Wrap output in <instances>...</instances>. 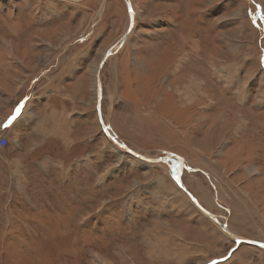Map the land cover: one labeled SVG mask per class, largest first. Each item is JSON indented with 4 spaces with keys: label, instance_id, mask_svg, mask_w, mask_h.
<instances>
[{
    "label": "rangeland",
    "instance_id": "1",
    "mask_svg": "<svg viewBox=\"0 0 264 264\" xmlns=\"http://www.w3.org/2000/svg\"><path fill=\"white\" fill-rule=\"evenodd\" d=\"M130 2L133 27L99 71L104 122L146 156L179 155L200 203L264 242V0ZM128 23L125 0H0V129L9 78L28 77L33 95L52 90L76 132L65 146L17 119L18 131L0 136V264H173L142 242L152 191L205 216L174 181L173 161L136 158L100 126L95 71ZM32 50L36 72L52 65L38 78L18 73L19 52L26 61ZM8 61L17 67L4 72ZM209 223L210 250L185 264H264V248Z\"/></svg>",
    "mask_w": 264,
    "mask_h": 264
},
{
    "label": "crops",
    "instance_id": "2",
    "mask_svg": "<svg viewBox=\"0 0 264 264\" xmlns=\"http://www.w3.org/2000/svg\"><path fill=\"white\" fill-rule=\"evenodd\" d=\"M24 42H35V38L34 36L29 35L27 36V39L24 40ZM19 53H21L20 54L21 56L19 57L20 59L18 58L19 59L18 73L19 71H24L25 72L24 74L28 76H30L31 74L37 75L35 76V78H38L39 76L47 72V70H49L50 67L52 66V65L48 66L47 68L49 69H47L46 71L36 72L37 65L40 67V64H38L36 61L40 59L39 56H37L39 55L37 54V51L32 50L26 61L24 58V52L20 51ZM4 64L5 63H3V65ZM13 67L15 68L17 67L14 61L13 62L8 61V63L6 62V67L3 66L4 72L6 71L11 72L12 69H15ZM27 79L28 77L14 78V79L10 77L9 80L14 84L12 94L10 93L11 90L8 89L5 90L3 88L4 89L3 98H5L4 100L7 101V104H5V107H3V112H4L3 120H5V118L8 120V117L12 115L14 110L16 109L13 108V106L14 107L18 106L23 101L24 105L21 110V116L17 118L18 121L20 122L18 123V125L20 126L22 125L21 128L26 129L28 128V123H34V126L31 129L35 134L37 135L43 134L45 139L58 138L64 142L65 146L71 144L74 138H76V132L73 129V122H72L74 118L72 116L69 117L66 114L65 115L67 117L66 116L60 117V115L63 114V112L60 110L59 105H57L58 102L57 100H55L56 99L54 97L55 95L52 94L51 89L48 90L49 91L48 94L37 93L36 95L35 94L33 95V92L37 89L36 86L37 82H35L34 79L32 78V80L27 83L26 82ZM3 81L6 82L4 78ZM5 87L7 88V86ZM37 99H40L38 106H36ZM6 108L7 109L10 108L9 111ZM17 119L13 121V123L10 124V126L16 123ZM7 120L5 121V123L7 122ZM48 122L52 123V126L50 128H47L46 123ZM10 126H8L7 128L5 127L1 128L0 136H4L6 131H12V132L18 131L17 129L12 130ZM29 126L31 127V125ZM2 150L3 149H0V153L2 152ZM53 156H54L53 154H46L44 156L46 159L45 163H51V162L56 163L61 160L60 158ZM165 164L169 166L168 163L165 162ZM145 167L147 168V166ZM189 191L192 193V195L196 193L191 190ZM138 193H140V191H138ZM152 194L153 195H150L151 202L147 204V208H146L149 210L150 216L147 215L148 211L145 214L146 219L147 220L151 219V222H149L144 228H142V231L144 230L143 231L144 236L146 237L145 240H142V242H144L146 245L147 255L149 257H152V255L154 256L157 253L156 254L157 257L160 254V256L163 259L170 260V262H172L173 264H185L186 262L190 261V259H192L193 256L201 258L203 260L204 259L203 258L204 256H202L203 251L210 250V245H212L211 240L209 242V238H210L209 235L214 233V230H210L212 228L208 227L207 224L209 222L212 224L214 223L215 226L218 224L215 223V221L210 219L208 216L207 218L206 215L204 216L199 213V216H197V214H194L195 209L188 208L187 205L182 202V199L177 197V195L175 197L178 198L179 202L171 204V203H164L161 201L160 195L165 193L161 194L160 192L152 191ZM196 199L198 200V198ZM198 202L200 203L199 200ZM200 204H202V206L205 209L215 214L218 217V219L221 217L220 215L217 214V212H213L210 205L203 203L202 200ZM142 206L143 205H140V210H143L146 207V206L145 207ZM145 215L143 216L145 217ZM219 221L223 222V220L220 219ZM226 225L229 228L228 224Z\"/></svg>",
    "mask_w": 264,
    "mask_h": 264
},
{
    "label": "water",
    "instance_id": "3",
    "mask_svg": "<svg viewBox=\"0 0 264 264\" xmlns=\"http://www.w3.org/2000/svg\"><path fill=\"white\" fill-rule=\"evenodd\" d=\"M126 6L128 8L129 11V23H128V27L125 30V32L122 34V36L118 39V41H116L113 45H111L105 52L104 56L102 57L101 61L99 62L98 67L96 68L95 71V79H96V109H97V116H98V120L100 123V126L103 130V132L109 136L108 134V130L110 129V126L108 124H106L104 122V119L102 117V113L100 110V97H101V83H100V77H99V71L100 68L102 66V64L104 63V61L106 60V58L109 56V54H111L112 52H114L115 50H117L121 44L126 40L129 32L131 31L133 24H134V11L131 5L130 0H125ZM119 42L117 45L116 43ZM117 45V47L114 49V47ZM114 49V50H113ZM113 134L118 138V136L113 132ZM111 136V135H110ZM111 138V137H110ZM112 141L114 140L113 138H111ZM119 141L114 140L113 142L121 148H124L126 151H128V153H130L132 156L145 160L147 162L150 163H154V162H168V161H173L176 159V165L178 167V171L177 173L174 174V180L177 183L178 186H180L185 192L186 194L196 203V205L198 206V208H200V210L207 215L210 219L216 221L220 227L221 230H223L228 236H230L232 239L237 240L239 242H243L246 244H250V245H254V246H258V247H262L264 248V242L262 241H258V240H254V239H248V238H241L239 237V235L231 232L228 227H227V223L225 221L223 222H219L218 217L213 214L212 212L208 211L207 209H205L199 202L198 200L195 198V196L192 195V193L183 185L182 181H181V175H182V171H183V161L182 158L175 154V153H167L163 156L160 157H154V156H149L147 155V157L145 155H143L142 153L135 151L133 149H131L130 147H128L126 144H124L119 138Z\"/></svg>",
    "mask_w": 264,
    "mask_h": 264
},
{
    "label": "snow or ice",
    "instance_id": "4",
    "mask_svg": "<svg viewBox=\"0 0 264 264\" xmlns=\"http://www.w3.org/2000/svg\"><path fill=\"white\" fill-rule=\"evenodd\" d=\"M262 62H264V57H262ZM22 107H23V101L21 102L20 105H18L16 107V109L14 110L13 114L10 115L8 117V120L7 122L3 125V127L7 128L10 124L13 123V121H15L20 115H21V110H22ZM173 171H175V166L173 168ZM213 264H215V262H213Z\"/></svg>",
    "mask_w": 264,
    "mask_h": 264
},
{
    "label": "bare ground",
    "instance_id": "5",
    "mask_svg": "<svg viewBox=\"0 0 264 264\" xmlns=\"http://www.w3.org/2000/svg\"><path fill=\"white\" fill-rule=\"evenodd\" d=\"M118 43H119V42H117L116 44L119 45ZM117 45L114 47V49L117 47ZM114 49H113V50H114ZM100 81H101V80H100ZM186 90H187V89H186ZM182 97H183V96H182ZM108 133H109V134H108V135H109V136H108L109 138L111 137V138H113L114 140L119 141L118 138L113 134V132H112L111 129L108 130ZM110 135H111V136H110ZM114 140H113V141H114ZM143 155H144V154H143ZM145 156H146V155H145ZM146 157H147V156H146ZM154 157H157V156H154ZM168 162H169V161H168ZM168 162H167V163H168ZM174 163H176V159L174 160ZM176 167H177V165H176ZM177 171H178V167H177ZM177 171L175 170V171L173 172V178H174V174L177 173ZM174 181H175V180H174ZM190 199H191V198H190ZM191 200H192V199H191ZM192 202L196 205V203H195L193 200H192ZM199 209H200V208H199ZM219 222H221V221H219ZM217 224H218V223H217ZM218 226H219V225H218ZM228 229H229V228H228ZM229 230H230V229H229ZM230 231H231V230H230ZM231 232H232V231H231ZM233 233H234V232H233ZM225 234H226V233H225ZM235 234H236V233H235ZM226 235H227V234H226ZM237 235H238V234H237ZM239 237H241V238H245V237H242V236H240V235H239ZM238 242H239V241H238ZM149 254H150V253H149Z\"/></svg>",
    "mask_w": 264,
    "mask_h": 264
},
{
    "label": "built area",
    "instance_id": "6",
    "mask_svg": "<svg viewBox=\"0 0 264 264\" xmlns=\"http://www.w3.org/2000/svg\"><path fill=\"white\" fill-rule=\"evenodd\" d=\"M7 144V140L5 137L0 138V148L4 147Z\"/></svg>",
    "mask_w": 264,
    "mask_h": 264
}]
</instances>
